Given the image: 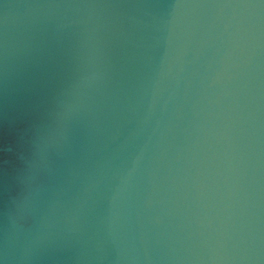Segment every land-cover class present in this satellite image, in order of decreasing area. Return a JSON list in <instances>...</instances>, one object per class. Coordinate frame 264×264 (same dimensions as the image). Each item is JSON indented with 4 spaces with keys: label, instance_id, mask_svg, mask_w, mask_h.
Wrapping results in <instances>:
<instances>
[{
    "label": "clouds",
    "instance_id": "clouds-1",
    "mask_svg": "<svg viewBox=\"0 0 264 264\" xmlns=\"http://www.w3.org/2000/svg\"><path fill=\"white\" fill-rule=\"evenodd\" d=\"M0 264H264V0H0Z\"/></svg>",
    "mask_w": 264,
    "mask_h": 264
}]
</instances>
